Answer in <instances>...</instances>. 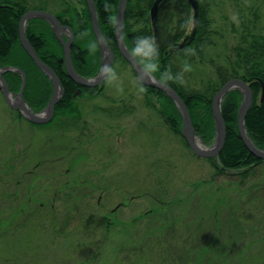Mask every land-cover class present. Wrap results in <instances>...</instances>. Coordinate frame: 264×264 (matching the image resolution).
I'll use <instances>...</instances> for the list:
<instances>
[{
	"label": "rangeland",
	"instance_id": "374dc122",
	"mask_svg": "<svg viewBox=\"0 0 264 264\" xmlns=\"http://www.w3.org/2000/svg\"><path fill=\"white\" fill-rule=\"evenodd\" d=\"M27 4L52 14L85 7L82 0ZM211 18L215 45L183 72L198 89L234 60L242 26L264 36V0H216ZM98 58L93 50L89 67ZM112 69L115 81L74 97L76 115L59 114L43 126L19 116L0 89V264H162L154 252H129L144 243L130 235L173 220L169 238L189 250L185 264H264V163L246 178L243 170L218 175L219 166L195 156L171 130L160 114L163 103L139 92L132 67L118 58ZM165 206L158 221L130 225ZM124 227L130 233L120 244ZM204 246L205 261L197 255Z\"/></svg>",
	"mask_w": 264,
	"mask_h": 264
},
{
	"label": "trees",
	"instance_id": "16d2710c",
	"mask_svg": "<svg viewBox=\"0 0 264 264\" xmlns=\"http://www.w3.org/2000/svg\"><path fill=\"white\" fill-rule=\"evenodd\" d=\"M95 1L101 31L106 42L114 51L115 59L122 58L129 64L120 54L116 39V17L119 0ZM134 1H128L124 21L125 42L131 52L137 37L154 38L159 51L155 62L159 67L158 71L152 73V76L159 81L164 72H171L174 76L183 74V83L168 81L166 84L176 90L184 100L190 112L196 136L208 146L215 143L217 132L212 113L213 98L227 82L232 79H241L249 83L253 94V103L245 118L246 129L254 144L259 149L264 150V101H262L264 36L251 34L247 26H242L243 34L234 48V60L228 61L225 66H217L216 79L207 82L203 88L190 87L187 82H184V67L187 64L202 61L205 50L215 45L216 31L213 28L211 10L216 0H197L199 11L196 27L194 10L188 0H165L159 8L157 39L150 16L155 0H144L140 7L133 5ZM27 2L28 0H0V69L13 67L24 72L26 75L24 99L34 112H40L48 105L53 86L50 79L35 65L20 42V20L27 12L35 10L34 8L29 10ZM82 3L85 6L83 12L67 9L63 14L54 15L63 25L70 27L73 31L74 41L71 46V54L77 73L84 78H94L97 76L101 65V49L92 29L86 1L82 0ZM254 17L256 21L259 20L257 12L254 13ZM189 20H191L190 25L187 24ZM26 34L39 58L54 70L64 89V97L56 106L55 116L63 113L65 115L73 113L74 115V94L79 86L74 83L66 71L63 61L64 51L52 31L51 25L43 19H31L27 24ZM93 44L96 45L94 50L98 51L99 58L93 67H89L91 64L88 59H90V54L93 51L91 48ZM135 58L144 67V62L139 57ZM134 74L136 75L135 72ZM4 78L11 92H20L22 87V75L20 73L8 71L4 73ZM139 84L144 87L147 96H153L163 103L160 106V114L170 125L171 130L182 136L183 120L172 99L160 90L146 87L140 82ZM101 87L83 90L93 94L102 90ZM242 101L243 93L240 90H233L226 95L222 102L221 110L226 123V141L219 156L216 159H208L213 166H219L217 167L218 175L225 174L227 171L243 170L239 175L246 178L256 166L264 163L250 153L239 134L238 111ZM19 116L22 115L19 113ZM182 139L189 148L183 137ZM168 209L169 207L165 206L161 211L151 212L150 215L147 214L146 217L135 220L130 225L136 227L146 218L158 221L163 213L169 211ZM7 224L10 225V223ZM164 224L160 223L159 228L142 234V238H138V233L133 232L130 238L132 237V240L140 239L139 241L144 243L140 244V247L135 249L136 251L129 252H137L138 254L135 256L154 252L161 259L162 264H185L182 261L187 258L189 250L177 248L178 244H175L177 242H174L173 238H169L168 233L173 231L174 220ZM127 234L125 227L122 228L117 237L120 244H125L122 240L126 239L125 235ZM151 242H157L158 245L151 247ZM118 248L120 249L119 253H123L124 246L120 245ZM206 248L207 246L198 249L199 260H204L207 257L209 248ZM198 259L194 261L198 262ZM177 260H181V262ZM150 262L155 264L153 259Z\"/></svg>",
	"mask_w": 264,
	"mask_h": 264
},
{
	"label": "water",
	"instance_id": "95a60500",
	"mask_svg": "<svg viewBox=\"0 0 264 264\" xmlns=\"http://www.w3.org/2000/svg\"><path fill=\"white\" fill-rule=\"evenodd\" d=\"M85 1L87 3V7L90 13L91 24H92L94 35L101 48V56H102L101 69H100L99 74L95 78H84V77H81L77 73L74 67V64H73V59H72V54H71V46L74 41L73 31L70 27L63 25L56 18L55 15H53L52 13L48 11L33 10V11L27 12L20 20L19 38H20L21 45L23 49L27 52V54L31 57L35 65L44 74H46L51 80L52 85H53V94L48 103L47 108L44 111L40 113H35L34 111H32V109L28 106V104L26 103L24 99V92L26 88V75L20 69L13 68V67L0 69V89H1L3 98L6 101L7 105L11 109L15 111H19L23 115V117L31 123L47 124L52 120L55 114L56 105L58 104L60 100H62L64 96V89L62 87V84L57 74L54 72V70L50 66H48L46 63H44L39 58L36 50L29 42L27 38V34H26V26L29 20L34 19V18H40L50 23L54 35L56 36V38L59 40V42L61 43L63 47V51H64L63 61L66 67V71L69 77L77 85L80 86V88L74 94V97L82 93V88L94 89V88L102 86L106 81L105 79L102 78V73H103L105 66H110L111 68L113 66V63L115 61V54L112 48L106 42L104 35L101 31L99 19H98L96 1L95 0H85ZM128 1L129 0H119V7L117 11L116 39H117L119 52L123 56V58L130 64V66L136 73L138 81L140 83L141 81H143V84L141 83L142 85L162 91L163 93L167 94L172 99V101L175 103L183 119L182 136L187 142L192 152L197 157L205 158V159H215L219 156V154L224 148L225 141H226V123L223 118L222 110H221L222 102L229 92L233 90H240L243 93V101L238 111L239 134L245 146L250 151V153L254 155L256 158L264 161V150L259 149L254 144V142L251 140L248 134V131L246 129L245 118L252 106L253 94H252V90L250 88L249 83L241 79H232L229 82H227L216 93V95L213 98L212 113H213V117L215 120L216 132H217V138H216L214 145L212 147H206V146L199 145L197 143V140L199 139L195 134L190 112L184 100L181 98V96L177 93L176 90H174L169 85L166 84L165 86H161L159 83V80L156 79L154 76H152L153 79L149 81L147 79L146 73L143 71L144 67L138 62V60L135 57H132L130 55L131 52L124 39V21H125V15L127 12ZM164 1L165 0H155L152 5L151 12H150L151 22L154 28L156 39L158 36L159 8H160V5ZM188 2L194 10V22H195V27H196L197 20H198V11H199L198 1L188 0ZM65 32L69 33L70 39L65 40L63 38V33ZM8 71L19 72L22 75V87L18 94L12 93L9 90L8 83L4 78V73ZM262 101H264V85H263Z\"/></svg>",
	"mask_w": 264,
	"mask_h": 264
},
{
	"label": "clouds",
	"instance_id": "9594fccd",
	"mask_svg": "<svg viewBox=\"0 0 264 264\" xmlns=\"http://www.w3.org/2000/svg\"><path fill=\"white\" fill-rule=\"evenodd\" d=\"M188 25L191 24V20L187 22ZM95 44L91 45L94 50ZM130 55L132 57H139L142 62H144L143 71L146 73L147 79L151 81L153 79L152 73L158 71V64L155 62L158 55V45L156 44L154 38L152 37H137L134 41V47L131 50ZM191 71L190 66H185L183 72ZM102 78L113 82L117 79L115 71L110 66H105ZM168 81H177L183 83V74L173 75L171 72H164L161 75V80L159 81L161 86H165ZM143 84V81H141ZM145 91L144 87L139 88V92L143 93Z\"/></svg>",
	"mask_w": 264,
	"mask_h": 264
},
{
	"label": "flooded vegetation",
	"instance_id": "af4514ba",
	"mask_svg": "<svg viewBox=\"0 0 264 264\" xmlns=\"http://www.w3.org/2000/svg\"><path fill=\"white\" fill-rule=\"evenodd\" d=\"M65 33H66V32H65ZM65 33H63V35H64ZM79 88H80V86H79ZM83 89H84V88H83ZM83 89H82V91H83ZM62 99H63V98H62ZM60 101H61V100H60ZM60 101H59V102H60ZM59 102H58V103H59ZM48 103H49V102H48ZM56 106H57V105H56ZM46 107H47V106H46ZM46 107L44 108V110L46 109ZM55 109H56V108H55ZM36 113H39V112H36ZM54 117H55V114H54V116H53V118H52V120H51L50 122L53 121ZM25 120H26V119H25ZM26 121H28V120H26ZM28 122H29V121H28ZM50 122H49V123H50ZM30 123H31V122H30ZM47 124H48V123H47ZM31 125H34V126H43V125H46V124H34V123H31ZM38 166L40 167L41 165L38 164ZM32 172H33V170H32V171H28L27 174H30V173H32Z\"/></svg>",
	"mask_w": 264,
	"mask_h": 264
},
{
	"label": "bare ground",
	"instance_id": "6f19581e",
	"mask_svg": "<svg viewBox=\"0 0 264 264\" xmlns=\"http://www.w3.org/2000/svg\"><path fill=\"white\" fill-rule=\"evenodd\" d=\"M197 143H198L199 145H201V143H200V141H199V140H197Z\"/></svg>",
	"mask_w": 264,
	"mask_h": 264
}]
</instances>
